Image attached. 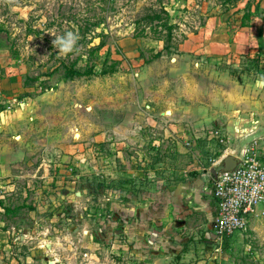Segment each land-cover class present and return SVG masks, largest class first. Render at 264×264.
I'll list each match as a JSON object with an SVG mask.
<instances>
[{
	"label": "rangeland",
	"instance_id": "374dc122",
	"mask_svg": "<svg viewBox=\"0 0 264 264\" xmlns=\"http://www.w3.org/2000/svg\"><path fill=\"white\" fill-rule=\"evenodd\" d=\"M162 4L177 24L169 50L137 35L144 6ZM102 12L107 43L91 52L100 37L79 34L67 59L95 66L64 77L50 33ZM257 16L264 0H0V264H264V210L224 238L212 223L223 157L264 162V56H241L264 50L184 44L210 17L233 41Z\"/></svg>",
	"mask_w": 264,
	"mask_h": 264
},
{
	"label": "built area",
	"instance_id": "2783aa9c",
	"mask_svg": "<svg viewBox=\"0 0 264 264\" xmlns=\"http://www.w3.org/2000/svg\"><path fill=\"white\" fill-rule=\"evenodd\" d=\"M234 169L223 170L213 179L216 211L215 234L224 238L247 227L249 218L264 210V162L243 150Z\"/></svg>",
	"mask_w": 264,
	"mask_h": 264
},
{
	"label": "trees",
	"instance_id": "16d2710c",
	"mask_svg": "<svg viewBox=\"0 0 264 264\" xmlns=\"http://www.w3.org/2000/svg\"><path fill=\"white\" fill-rule=\"evenodd\" d=\"M105 1H111V0H105ZM8 7H11L12 5L17 4L16 2H7ZM248 5H246L247 7ZM104 8V7H103ZM102 8V9H103ZM144 12L142 15H140L135 21L137 26L139 27V30L137 31V35L139 34H144L146 33L147 28H149L151 31L157 33V38L163 39L164 40V47L163 49L169 50L172 47L171 44V39L174 37V29L177 26L176 23L172 22V14L170 11L164 6L163 4L159 7L156 8L152 5L149 6H144ZM104 10V9H103ZM103 13V12H102ZM95 20H92L90 16H87L84 18V24L79 25V30L80 33L82 34L83 37H86L87 35L89 36V40L91 41V38L99 36L100 41L98 44L91 45L88 49V51H97L101 49L107 42H106V37L108 36L109 32L106 30V27L104 25L105 19L107 18L105 13L103 14H95L94 15ZM23 19V18H22ZM52 22H49L48 25H50ZM27 24V31L26 33H40L42 31L41 28H36L31 26L28 21H26ZM103 24V25H102ZM101 26V31L96 32V28L98 26ZM243 25H246V23H243ZM93 31V32H92ZM6 33V36H8L9 31L7 28V24L4 21H0V33ZM96 33L90 34V33ZM183 38H187L186 34H183ZM7 47H12L10 44ZM163 49H160L156 52L155 56H159L162 54ZM16 48L14 49V51ZM90 53V52H89ZM93 54V53H92ZM91 54V55H92ZM241 56L243 57V63L247 60H251L252 62L259 61L261 62L262 56H264V53L260 52H255V53H242ZM78 57L77 56L75 59L72 60H67L70 59L69 56H58L57 58L59 59V63L55 66V70H60L63 68L64 70V77L67 78H73L75 76L81 75L82 73H89L95 66V63L91 60V56H88L87 60V66L83 67L85 70H82V66H79L78 64ZM45 87H51V85H46ZM187 178H183L182 180H186ZM181 180V179H179Z\"/></svg>",
	"mask_w": 264,
	"mask_h": 264
},
{
	"label": "crops",
	"instance_id": "0c3cea01",
	"mask_svg": "<svg viewBox=\"0 0 264 264\" xmlns=\"http://www.w3.org/2000/svg\"><path fill=\"white\" fill-rule=\"evenodd\" d=\"M212 19L213 17H210L208 19L207 21L208 25H212V26L214 25V22L212 21ZM240 20L241 18L239 19V22H238L239 24H240ZM212 26L207 27V30H209L210 32L200 31L201 33L199 32V33H195L193 36H188V38L185 39L186 41L184 42V44L187 45L188 41L193 43V40H196L197 37H201L202 39H205L207 42L209 41L208 45H205L203 47V48H207L208 49L207 51L209 52L211 51L226 52L229 49H232L231 44L235 45V49L246 48V49H241V51H246L250 49L251 45H257L259 46L260 49L264 50V16L262 17L257 16L256 19H253L251 21V24L239 25L240 28L237 29L235 38L233 41H231V39L228 36L227 37L217 36V30H215L214 27ZM249 28H251L250 32L245 31V29H249ZM207 38H210L211 40H208ZM250 40H252L251 43L246 44V42H249ZM120 95H121V98H119ZM132 97H133V94H131L130 92H128L127 94H124L123 92L120 93L119 96L117 97V102H118L119 107L122 109L127 106L128 110L129 109L133 110L134 103L130 102L131 100L130 98ZM132 114H133V111L131 112V115ZM140 116L142 117V119H146V118L150 120L153 119L152 117L149 118V116L145 112H142ZM215 211H216V204L214 207V215H215Z\"/></svg>",
	"mask_w": 264,
	"mask_h": 264
},
{
	"label": "clouds",
	"instance_id": "9594fccd",
	"mask_svg": "<svg viewBox=\"0 0 264 264\" xmlns=\"http://www.w3.org/2000/svg\"><path fill=\"white\" fill-rule=\"evenodd\" d=\"M50 34L55 37L53 45L59 50L58 55L67 56L68 54L79 52L78 42L80 35L77 31H66L63 35Z\"/></svg>",
	"mask_w": 264,
	"mask_h": 264
},
{
	"label": "water",
	"instance_id": "95a60500",
	"mask_svg": "<svg viewBox=\"0 0 264 264\" xmlns=\"http://www.w3.org/2000/svg\"><path fill=\"white\" fill-rule=\"evenodd\" d=\"M239 161V157L234 154H226L223 159V170L234 169Z\"/></svg>",
	"mask_w": 264,
	"mask_h": 264
},
{
	"label": "bare ground",
	"instance_id": "6f19581e",
	"mask_svg": "<svg viewBox=\"0 0 264 264\" xmlns=\"http://www.w3.org/2000/svg\"><path fill=\"white\" fill-rule=\"evenodd\" d=\"M77 135H79V134L77 133Z\"/></svg>",
	"mask_w": 264,
	"mask_h": 264
}]
</instances>
